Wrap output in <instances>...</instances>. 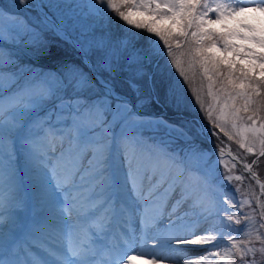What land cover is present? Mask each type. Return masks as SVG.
<instances>
[{
	"label": "snow or ice",
	"instance_id": "snow-or-ice-1",
	"mask_svg": "<svg viewBox=\"0 0 264 264\" xmlns=\"http://www.w3.org/2000/svg\"><path fill=\"white\" fill-rule=\"evenodd\" d=\"M17 4L36 11V22L24 27L31 34L29 43L37 53L47 51L49 42L45 34L51 32L69 44L76 57L65 60L54 73L38 72L31 66L19 65L11 50L0 49V224L4 223L2 213L6 206L22 208L24 204L13 166L18 150H24L33 169H43L46 155L35 146L42 142L67 143L61 153V159L68 164L66 177L53 183L50 178L45 181L41 174L39 197L61 225L60 234L68 244L67 252L49 246L52 237L46 224L39 222L28 235L34 240L45 236L48 239L40 244L28 242L22 249L24 260L14 250L8 251L0 239V264H124L125 259L127 264H132L138 258L136 255L124 257L114 242L104 244L111 227L110 217L131 215L139 219L142 229L154 227L157 217L152 213V205L157 194L168 197L173 193L178 196L173 212L176 206L184 204L193 209L195 218L181 226L170 221L165 235L153 236L161 252L174 253L181 246H190L183 249L187 252L192 247L211 245L199 257L186 256L184 264H206V261L226 264L233 257H238L240 264H264V260L256 259L258 253L264 257V234H257L255 242L252 240L253 217L251 212L243 211L246 203L251 206V201L241 198L239 186L232 185L236 199L229 203L233 211L224 214L223 228L214 222L219 216L214 204L205 206L197 194L199 184L210 183L204 169L211 166L213 157L224 168L220 174L223 181L230 185L237 165L240 172L235 179L242 182L245 173L250 178L257 176L253 168L264 158V115H261L264 113V52L253 48L242 52L241 46L231 42L240 36L264 48V30L243 21L240 24L251 35L239 30L221 32L211 27L213 23L236 18L246 7L219 2L213 7L207 0H88L76 5L84 10L77 13L71 5L53 0H42L39 4L17 0ZM250 10L264 13V0H258ZM209 13L215 14V20ZM81 14L121 22L128 32L114 38L103 29L80 26L78 34H74L76 24L70 25L68 21L76 20ZM5 16V11L0 10V21ZM7 18L15 25L24 24L21 17L9 14ZM4 31L0 26V40H6ZM7 42L16 43V36L8 37ZM217 47L224 53L231 51L244 56L250 64L238 65L235 59L229 61L215 55L212 50ZM178 51L193 66L202 69L209 81L208 93L213 105H221L219 114L214 116L213 107H205L196 94L191 105L198 116L181 125L163 118L154 121L165 130V136L155 140L142 160H137L135 151L140 142L126 141L128 170L123 181L109 177L104 166L107 161L103 158L81 169L79 155L89 148V132L99 123H105V113L133 126L142 123L143 114L137 108L143 102L145 85L150 89L155 84L153 66L158 68L159 62H164L173 71L178 70V77L183 78L181 83L187 81L181 59L177 58ZM217 83L219 93H213ZM240 120L250 123L233 132ZM174 132L181 138L182 147H172ZM221 134L228 141L235 140L238 148L253 159L249 161L246 156L229 153L232 167L224 165L226 145ZM197 173L200 180L193 184L190 177ZM257 183L260 194L264 195V182L257 180ZM124 187L134 203H129L119 190ZM114 197L121 206L114 203ZM259 208L264 216V202ZM196 209L200 211L195 212ZM241 223L244 227H237ZM260 227L264 228V222ZM74 232L81 234V243H72ZM34 249L38 251L34 253ZM161 259L153 255L148 264H159Z\"/></svg>",
	"mask_w": 264,
	"mask_h": 264
},
{
	"label": "rangeland",
	"instance_id": "rangeland-1",
	"mask_svg": "<svg viewBox=\"0 0 264 264\" xmlns=\"http://www.w3.org/2000/svg\"><path fill=\"white\" fill-rule=\"evenodd\" d=\"M39 2L41 3L42 0H39ZM43 2H48V0H43ZM53 2L60 3L61 5H65V4L71 5L73 11H76L77 13H82L84 10L77 8L76 5L85 4L88 2V0H53ZM217 2L230 5L231 7L245 6L246 11L244 13H237L236 18H227L223 22L213 23L211 27L216 28L221 32H227L229 30H239L246 35H251L252 33H250L248 29L243 28L242 25L240 24V21H243L244 23H251L255 25L258 29L264 30V13L250 10L255 6V3H257L258 0H207V3L211 4L213 7ZM32 3H36V1L32 0ZM0 10H4L6 13V16L3 19V21H0V26H2L5 30L4 34L6 38L14 35L16 36L17 31L26 29L24 25L34 24L37 19L36 11L34 9L24 8L18 5L17 0H0ZM9 14L14 17L16 16L21 17L24 21V24L15 25L13 21L7 18V15ZM209 17L212 20H215L214 13H209ZM98 18L99 17H91L86 14H81L76 20H70L68 22L70 25L76 24L74 34H78L80 26L90 27L93 29L102 27V24L99 23ZM135 18L137 17L134 16V19ZM103 25L105 26V24ZM116 27L119 26L116 25ZM119 29L121 30L122 34H126L128 32V28L123 24L120 25ZM29 35L30 36L27 35L23 44L20 45L19 47L21 48L23 46H28V48L23 47L21 49L18 48L12 49V53L16 56V58L20 57L19 58L20 61L18 62V64L21 66L26 64L28 66L35 68L36 71L38 72H53V73L56 72L57 68H54L52 67V65L46 64L41 60V56L45 54L47 51L37 53L29 43L31 41V34L29 33ZM121 35H119L118 38ZM45 39L49 43L52 42V40L54 41L58 40L59 42H61L60 46L62 48H66L65 46H70L67 43H65L63 40L55 37L51 32H47L45 34ZM231 42L241 46L240 50L242 52L244 51V49L247 48H253L256 52H264V48L260 47L258 44H255L253 41L244 40L240 36L232 38ZM182 50H183V45H182ZM212 51L215 55L224 57L229 61L235 59L236 63L240 65L248 66L250 64L249 60L245 59L244 56H237L235 52L230 51L228 53H224L218 47L216 49H213ZM75 57H76V53L74 50H72V53L67 54L66 56L60 58L61 61L59 62V65L61 66V64L65 60L75 59ZM177 58L181 59L182 67L184 69L185 74L187 75V81L181 83V80L183 78L178 77L177 75L178 70L173 71L164 62H159L158 68L155 66H153L152 68V72H154L156 76L155 84L150 89L148 88L147 85H145L144 99L143 102L140 103L143 106L142 107L138 106L137 108V111L143 114L142 123H138L137 125L133 126L126 122H122V123L120 122L117 125L118 132L114 144L115 145L114 149L116 153L115 169L118 168L120 170L119 178L121 181H123L124 174L128 170V150H127L126 141H128L129 139L138 140V141L139 139H143L144 141L146 140V145H147L146 147L147 149H149L151 145L149 144L148 138L150 136L155 139L165 136V130L159 128L154 123V121L165 117L171 119L172 124L181 125L184 124L186 121L191 120L193 116H198V113L194 111L191 105L192 95L190 96L188 94L189 91L193 92V96L199 94L200 98L204 101L205 107L212 106L214 109L213 111L214 116L219 114L221 105H213L212 97L208 93L209 81L203 75V71L199 68L198 65L193 66L190 62V59L189 58L187 59V56H180L179 51L177 52ZM48 63L53 64V66L55 64L51 62ZM218 85H219L218 83L214 84L212 89L213 93H219ZM163 88H165L166 91L165 92L167 97L166 99H165L164 90L162 95L160 94V90H162ZM187 113H191L192 115H186ZM241 115L246 116L247 114L241 113ZM116 119L119 120V117H117ZM246 123H250V122H245L243 120L237 121V128L233 129V132H238L242 130L243 127L246 126ZM102 134L103 131H97L95 136L88 135L89 143H91V141L94 138L100 137ZM172 137L174 138L172 147H176V148L182 147V140L181 138L178 137V134L174 132L172 133ZM221 139L225 140V145H227V143L231 144L242 156H246V158L249 159L250 161L253 159L252 155H247L242 149L238 148L235 140L228 141L226 138L223 137L222 134H221ZM217 143L219 144V141H217ZM94 150H96V148H94ZM135 151H136L137 160H142L144 154L147 153L145 152L144 149H142L141 151L135 149ZM223 160H224V165H226L228 168L232 167V163H230L227 159H223ZM263 164H264V158H260V160L258 161V166H254L253 171L256 173L255 171L256 168H258L261 171V166ZM204 171H206L209 174V179L212 181V184H207V185L201 183L197 188V194L201 197L205 206H211L214 204L215 209L218 211V213L220 212L221 209H223L224 211L225 208L227 207V204H229L231 201H234L236 199V194L233 192L232 185L239 186L240 193L242 194L241 195L242 199L251 201V206L249 207L248 204L246 203L243 208V211L251 212V215L253 217L251 238L255 242V237L257 234H264V228L260 227L261 223L264 222V216H262L259 208V204L261 202H264V195L260 194V189L257 183V179L253 177L252 183L247 182L246 180H243L242 182L237 181L235 179V175H237L238 173L235 170L233 172V179L231 185L228 184L227 182L223 181L220 175L221 172L224 171V168L216 164L215 157L212 158L211 166L205 167ZM49 175L51 176L52 174ZM262 178L263 176L261 175L258 181L264 182ZM190 179L192 183L195 184L200 180V174L197 173L195 176L190 177ZM244 181L246 182V186ZM32 185L33 188L31 189L33 190L35 200H39V204L41 205V208L38 209L37 213L39 214V216L48 219L50 224L56 222V218L50 215L47 205L39 197V183L37 182L35 183L33 181ZM223 186L230 187V190L224 191ZM122 192L124 194V198L129 200V203H134V201H132L129 196L127 187L122 188ZM168 198L169 200L164 205L165 219L161 220V222L156 221L154 227H150L151 241L149 245L153 244L152 245L153 251L147 253L144 256V258L138 257L137 260L132 262V264H135V262L138 260L139 261L141 260L143 264H148L149 259H151L153 255H158L162 257L159 264H163L165 257H170L172 259L170 264H184V259L186 256L199 257L203 254L205 246H211V245H205L203 247H192L191 250L187 252L184 251L183 249L185 247H190V246H181V249L174 253L161 252L160 248L159 249L157 248V245L155 241L152 239V237L156 235H161V236L165 235L168 231V225L170 221H175L177 226H181L184 223H187L191 219L195 218V213L193 209H191L190 207L184 204H180L179 206H176V210L175 212H173V207L175 206V202L178 196L175 193H173ZM226 200L228 201L227 203L225 202ZM199 211L200 209L195 210V212H199ZM134 218L136 219L135 222L137 229L135 231L137 232L136 233L137 238L139 239V241H142L140 232L137 231L141 229V226L138 227V225L140 224L139 219L137 217ZM3 220L4 223L0 224V233H2V237H4L7 230L10 229V226H8L10 220H8V218H3ZM221 220L222 219L220 218H215L214 222L216 223L217 227H220V224L222 222ZM243 227L244 224L240 228ZM2 237H0V239L4 241V238ZM242 239H246V237H242ZM139 245H140L139 247L141 248L145 245V243L140 242ZM256 246L257 247L260 246L258 242H256ZM221 254L223 255V252ZM256 259L261 260L264 259V257L260 256V254L258 253ZM229 263L230 260L226 262V264ZM206 264H213V262L206 261Z\"/></svg>",
	"mask_w": 264,
	"mask_h": 264
},
{
	"label": "trees",
	"instance_id": "trees-1",
	"mask_svg": "<svg viewBox=\"0 0 264 264\" xmlns=\"http://www.w3.org/2000/svg\"><path fill=\"white\" fill-rule=\"evenodd\" d=\"M98 21H99V23L102 24V27L97 28V31L103 29V31L110 33L113 37H116V36H119V35L122 34L121 30L119 29L120 25L122 24L121 22H118V21H115V20H109L107 17L98 18ZM103 24H105V26ZM116 25L119 26V27H116ZM66 53H67L66 49L62 48L61 46L51 45L49 47V55L52 56L54 61H56V60L58 61L61 57L66 56L67 55ZM238 65H240V64H238ZM163 90H164V94L166 92L165 88H163L162 90H160V94L161 95L163 93ZM166 98L167 97H166V94H165V99ZM261 115H264V113H261ZM263 169H264V164L261 166V175L264 178V170ZM235 264H240V261H239L238 257H236V259H235Z\"/></svg>",
	"mask_w": 264,
	"mask_h": 264
},
{
	"label": "bare ground",
	"instance_id": "bare-ground-1",
	"mask_svg": "<svg viewBox=\"0 0 264 264\" xmlns=\"http://www.w3.org/2000/svg\"><path fill=\"white\" fill-rule=\"evenodd\" d=\"M171 261H172V259L170 257H165L163 264H170ZM135 264H143V263L141 260L140 261L138 260L135 262Z\"/></svg>",
	"mask_w": 264,
	"mask_h": 264
}]
</instances>
